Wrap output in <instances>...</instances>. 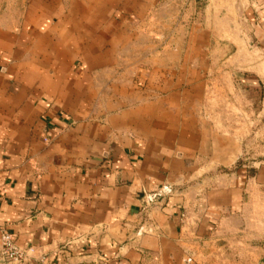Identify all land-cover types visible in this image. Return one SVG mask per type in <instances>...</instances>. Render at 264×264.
Segmentation results:
<instances>
[{
	"label": "crops",
	"instance_id": "1",
	"mask_svg": "<svg viewBox=\"0 0 264 264\" xmlns=\"http://www.w3.org/2000/svg\"><path fill=\"white\" fill-rule=\"evenodd\" d=\"M184 1L0 0V234L24 264H264V0L186 28Z\"/></svg>",
	"mask_w": 264,
	"mask_h": 264
},
{
	"label": "rangeland",
	"instance_id": "2",
	"mask_svg": "<svg viewBox=\"0 0 264 264\" xmlns=\"http://www.w3.org/2000/svg\"><path fill=\"white\" fill-rule=\"evenodd\" d=\"M209 2H207V0H186L183 2V5L181 4V6H179L178 9V13L177 16L175 17V21L177 22L178 25L184 26L185 27V22H202L205 21L206 16L208 15V11H207V4H209ZM180 4V3H179ZM236 4V3H235ZM242 8V7H241ZM243 9H238L236 12L234 11H228L225 12V21L227 22V24H229L232 21H235L237 23H242L245 21H242L241 17H243ZM213 14V12H210V15ZM216 14V13H215ZM214 15V14H213ZM220 16L224 15V12H220L219 14ZM169 16L166 15L164 19L161 20V24H169L170 20L169 18H167ZM150 22L153 21V17L150 15ZM180 27V26H178ZM168 27L162 29V38L165 39V37H168V35L166 34L168 32ZM180 28L178 29V34L179 36H181L183 33L181 31H179ZM187 30V29H186ZM165 31V32H164ZM185 31V30H184Z\"/></svg>",
	"mask_w": 264,
	"mask_h": 264
},
{
	"label": "built area",
	"instance_id": "3",
	"mask_svg": "<svg viewBox=\"0 0 264 264\" xmlns=\"http://www.w3.org/2000/svg\"><path fill=\"white\" fill-rule=\"evenodd\" d=\"M1 194V192H0ZM28 249L22 248L18 245L12 234L2 231L0 234V257L6 262H13L15 264H24L32 258L29 254ZM39 264H52V261H49L47 256H40L38 258ZM60 264V263H58Z\"/></svg>",
	"mask_w": 264,
	"mask_h": 264
}]
</instances>
